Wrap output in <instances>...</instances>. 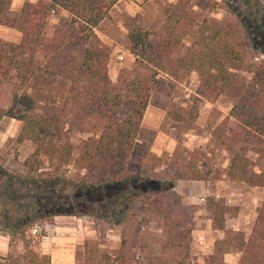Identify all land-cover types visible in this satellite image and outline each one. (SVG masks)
Returning a JSON list of instances; mask_svg holds the SVG:
<instances>
[{
  "label": "trees",
  "instance_id": "16d2710c",
  "mask_svg": "<svg viewBox=\"0 0 264 264\" xmlns=\"http://www.w3.org/2000/svg\"><path fill=\"white\" fill-rule=\"evenodd\" d=\"M12 0H0V24L21 33L18 42L0 38V87L9 84L11 101L0 109V116L18 119L21 124L17 142L29 140L34 148L21 165L25 172L17 174L23 185L34 186V174L42 177L36 182L50 186L45 194L73 190L87 192L114 183H127L133 174L127 159L149 99L150 84L158 73L181 80L191 72L198 76L197 94L215 99L220 95L235 99L228 116L235 121L233 143L228 146L226 176L229 180L249 186H264V58H249L238 38H264V9L258 0H238L234 8L223 0L226 12L222 19L204 17L197 20L189 9L190 0H157L162 21L157 26L141 27L127 23L126 49L134 63L149 73L142 79L122 68L116 82L110 79L108 60L111 48L100 41L94 29L108 16L118 0H25L18 10L11 8ZM64 10L78 30L58 29L50 37L44 35L50 11ZM191 41L181 48L182 42ZM83 47L80 59L68 51ZM243 72H250L246 83ZM167 115L193 127L195 111L191 106L167 110ZM68 117V121H67ZM77 128L90 134L81 140L74 156L69 130ZM251 143L257 154L258 171L254 161L235 144ZM72 177L66 175L68 166ZM177 178L206 179V174L194 164L176 169ZM16 175V176H17ZM16 184H12L15 189ZM42 189V186H40ZM6 194H9L8 192ZM120 193L113 197L111 210L121 213L119 223H128L132 199ZM4 197L6 195L3 194ZM173 196L167 198L162 212L163 230L174 224ZM125 202L126 207L119 206ZM212 224L223 230L227 205L217 200L210 205ZM38 206L12 199L0 201V232L8 236V250L0 255V264H51V257L40 250L44 229L32 233L35 226L60 212L38 214ZM250 234L225 232L215 240L212 264H222L224 254L240 252L237 264H264V196L256 207ZM169 237L173 248L172 264H192L190 260L191 228L181 217ZM120 252L102 249L96 240L84 241V264H134L125 253L126 241L121 234ZM129 236L127 235V238Z\"/></svg>",
  "mask_w": 264,
  "mask_h": 264
},
{
  "label": "rangeland",
  "instance_id": "374dc122",
  "mask_svg": "<svg viewBox=\"0 0 264 264\" xmlns=\"http://www.w3.org/2000/svg\"><path fill=\"white\" fill-rule=\"evenodd\" d=\"M24 1L12 0L11 8L18 10ZM258 2L264 9V0ZM230 5L241 8L238 0H230ZM189 9L197 20L204 17L220 20L228 15L223 0H190ZM161 21L157 0H118L108 16L94 29L97 38L111 48L107 67L113 82H116L122 68L130 75L149 78L148 71L137 66L133 55L126 49L127 23L133 22L144 28L157 26ZM58 29L77 31L78 26L70 23L66 11H50L44 35L50 37L55 32L59 33ZM0 38L18 42L21 33L0 24ZM190 41L186 38L181 48H185ZM238 41L249 58H264L263 37H244L238 38ZM83 49L76 47L68 54L75 60L80 59ZM241 73L247 83L251 73ZM198 83L194 71L181 80H174L165 73H158L153 78L147 107L127 159V168L133 174V179L127 183L106 185L92 192L75 191L69 184L62 194L60 191L45 194L44 190L50 184L36 181L42 177L41 173H48L49 170L36 173L28 179L34 182L31 188L23 185L17 174L25 172L21 163L34 146L29 140L16 141L21 124L18 119L0 116V201L18 199L24 204L31 203L38 206V214L66 213L54 215L35 226V233L44 229L46 237L43 236L40 243L44 248H48L51 242L56 245L58 238H64L70 244L76 264H84L83 245L87 239L96 240L102 249H109L113 254L122 251V233L128 239L124 252L131 254L134 264H172L175 251L167 244L181 217L191 228V263L212 264L210 260L217 238L229 231L240 232L244 238L250 234L255 210L264 196V189L227 178L226 169L231 157L228 146L233 143L232 134L235 130V121L228 114L235 99L227 95L212 100L200 98L197 94ZM10 87L9 84L0 87V109L10 105ZM172 104L175 109L180 106L192 107L196 113L192 128L167 115ZM89 134V131H80L75 127L69 130L74 156L78 153L81 140ZM235 146L254 161L253 169L258 171L259 160L250 149L251 143L241 141ZM261 161L264 162V159ZM187 164L196 165L207 178H177L176 169ZM68 169L66 175L72 177L73 168L69 165ZM13 183L17 185L15 189L12 188ZM120 193H125L127 199L133 202L128 223H119L121 213L111 210L114 203L112 198L118 197ZM170 196L174 198L171 218L176 216V219L169 228L171 231H165L162 209ZM201 197H204L203 201H200ZM217 200L227 205L223 230L215 229L212 224L210 205ZM119 206L126 207V204L123 202ZM57 217L64 218L60 220ZM53 224L65 225L69 230L64 234L53 235ZM46 227L48 230H45ZM239 255L238 250L229 252L224 255L222 264H237Z\"/></svg>",
  "mask_w": 264,
  "mask_h": 264
},
{
  "label": "crops",
  "instance_id": "0c3cea01",
  "mask_svg": "<svg viewBox=\"0 0 264 264\" xmlns=\"http://www.w3.org/2000/svg\"><path fill=\"white\" fill-rule=\"evenodd\" d=\"M250 187L264 189V186H250ZM57 218L61 220V218H64V217H57ZM56 222H59V221H56ZM66 228L67 226L62 225V224H53L52 234L53 235L64 234L65 231L69 230ZM45 230H48V228L46 227ZM64 240H65L64 238H58L56 245L51 242L48 248H44L42 245L40 246V250L43 253H47L50 255L51 264H76L74 253L69 248L70 244ZM7 250H8V236L0 233V255L6 254ZM228 254L229 252L224 255H228ZM223 261H225L224 256H223ZM235 261H236V258H235Z\"/></svg>",
  "mask_w": 264,
  "mask_h": 264
},
{
  "label": "built area",
  "instance_id": "2783aa9c",
  "mask_svg": "<svg viewBox=\"0 0 264 264\" xmlns=\"http://www.w3.org/2000/svg\"><path fill=\"white\" fill-rule=\"evenodd\" d=\"M204 200V197H201L200 198V201H203ZM35 232H37V228H34L33 230H32V233H35ZM200 238V240H202V237L200 236L199 237Z\"/></svg>",
  "mask_w": 264,
  "mask_h": 264
}]
</instances>
